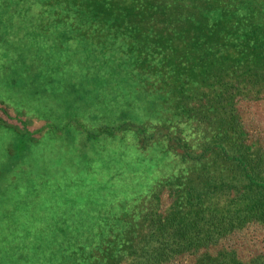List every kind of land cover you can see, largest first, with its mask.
<instances>
[{"label": "trees", "instance_id": "obj_1", "mask_svg": "<svg viewBox=\"0 0 264 264\" xmlns=\"http://www.w3.org/2000/svg\"><path fill=\"white\" fill-rule=\"evenodd\" d=\"M1 1L33 10L39 53L127 54L160 115L138 145L161 137L173 165L25 264H264V0Z\"/></svg>", "mask_w": 264, "mask_h": 264}, {"label": "rangeland", "instance_id": "obj_2", "mask_svg": "<svg viewBox=\"0 0 264 264\" xmlns=\"http://www.w3.org/2000/svg\"><path fill=\"white\" fill-rule=\"evenodd\" d=\"M15 4L0 0V264L44 262L57 233L88 230L173 169L161 137L136 140L137 125L160 115L128 55L71 53L68 44L39 53L29 44L33 10L14 17Z\"/></svg>", "mask_w": 264, "mask_h": 264}]
</instances>
